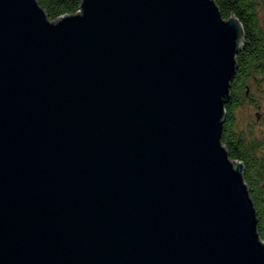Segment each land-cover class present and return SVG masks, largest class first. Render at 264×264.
Wrapping results in <instances>:
<instances>
[{
    "label": "water",
    "instance_id": "water-1",
    "mask_svg": "<svg viewBox=\"0 0 264 264\" xmlns=\"http://www.w3.org/2000/svg\"><path fill=\"white\" fill-rule=\"evenodd\" d=\"M79 1L0 0V264H264L221 141L240 20Z\"/></svg>",
    "mask_w": 264,
    "mask_h": 264
},
{
    "label": "trees",
    "instance_id": "trees-1",
    "mask_svg": "<svg viewBox=\"0 0 264 264\" xmlns=\"http://www.w3.org/2000/svg\"><path fill=\"white\" fill-rule=\"evenodd\" d=\"M37 1L51 20L75 13L80 6L79 0ZM214 1L222 16L234 14L244 28V44L236 55L238 67L231 84V98L225 104L221 141L230 158L244 164L243 177L256 209L257 229L264 240V136L243 126L237 118L238 108L247 104L259 107L260 99L264 100V0Z\"/></svg>",
    "mask_w": 264,
    "mask_h": 264
},
{
    "label": "rangeland",
    "instance_id": "rangeland-1",
    "mask_svg": "<svg viewBox=\"0 0 264 264\" xmlns=\"http://www.w3.org/2000/svg\"><path fill=\"white\" fill-rule=\"evenodd\" d=\"M259 103V107L247 104L238 108L237 118L238 122L243 126L250 127L256 133L262 134V136H264V115L261 113L264 112V100L260 99Z\"/></svg>",
    "mask_w": 264,
    "mask_h": 264
}]
</instances>
